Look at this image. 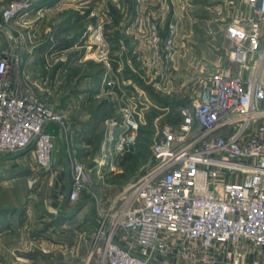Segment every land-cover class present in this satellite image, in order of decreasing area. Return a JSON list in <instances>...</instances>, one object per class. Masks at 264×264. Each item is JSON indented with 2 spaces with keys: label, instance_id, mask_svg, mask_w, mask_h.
Returning a JSON list of instances; mask_svg holds the SVG:
<instances>
[{
  "label": "built area",
  "instance_id": "obj_1",
  "mask_svg": "<svg viewBox=\"0 0 264 264\" xmlns=\"http://www.w3.org/2000/svg\"><path fill=\"white\" fill-rule=\"evenodd\" d=\"M241 1L248 13L225 27V62L211 69L195 99L176 106V124L158 122L170 106L161 108L142 89L104 74V93L118 116L111 119L109 172L120 171L116 163L134 147L145 111L163 113L153 120L144 173L111 199H94L85 264H264V0ZM19 8L5 9L4 21ZM176 35L175 25L166 37L157 22L150 27L148 69L156 87L166 79L163 60ZM20 64L6 42L0 156L31 149L36 167L49 170L54 142L44 128L63 126V116L25 88ZM69 174L67 201L74 204L92 184L91 169L73 161Z\"/></svg>",
  "mask_w": 264,
  "mask_h": 264
},
{
  "label": "rangeland",
  "instance_id": "obj_2",
  "mask_svg": "<svg viewBox=\"0 0 264 264\" xmlns=\"http://www.w3.org/2000/svg\"><path fill=\"white\" fill-rule=\"evenodd\" d=\"M141 2L154 4V10L157 9V0ZM161 2L169 12L178 4L182 18L196 25L198 38L206 40L211 51L207 52L210 60H192L194 58L190 59L188 56L181 60H170L174 52L172 47L171 54L163 60L166 79H159L156 87V81L152 79V73L148 69L147 38L150 27L157 22L162 35L170 25H175L178 29V23L170 22L167 25L161 19L150 18L144 33L136 30L130 35L129 12L138 14L140 8L135 0H0V40L4 44L12 42L21 63L20 75L25 88L63 116V126L50 123L47 131L55 129V126L61 131L64 167L70 169L71 162L77 161L91 169L92 184L85 193L93 197V203L94 199L105 202L119 194L141 176L149 164L148 158L135 168L127 180L128 184L124 183L127 173L121 160L118 166L122 167L123 172L109 174L110 180L114 178L116 186H104L102 179L97 177L96 158L102 153L107 155L111 149V130L114 126L110 119L118 117L113 107L114 100L110 96L106 95L108 98L105 100L102 96L95 95L102 86L104 74L111 77L116 75L119 86L128 82V89L131 86L142 89L151 101L152 95L156 102L169 103L168 111H164L158 121L168 123L166 117L169 114L175 116L176 106L189 104L195 99L213 68L225 62L226 25L248 13L241 0ZM13 3L20 8L14 17L4 21L3 11ZM164 19L167 20V17ZM98 26L100 30L93 32ZM96 34L99 35V40L95 39ZM8 36L12 39L9 40ZM140 43L146 50L139 53V60H128L131 48H138ZM204 51L203 48L196 50V55L201 56ZM191 55L194 56L193 51ZM148 111L149 109L145 112ZM152 126L151 138L155 130L154 122ZM51 136L54 151L58 154L61 146L57 136ZM52 167L53 160L49 170L37 168L31 149L0 156V212L2 208L23 207L22 216L34 219L38 223V230L46 231L57 226L60 217L57 216L56 209L51 208L54 200L52 188L55 185L51 175ZM59 199L64 200L61 194ZM77 208L66 203L63 210L71 215ZM93 210L95 213L94 206ZM79 224L82 223H78L77 227L81 226ZM87 227L84 234L89 236L92 226ZM36 244L38 254H51V251H41L40 244L43 247L45 245L40 241Z\"/></svg>",
  "mask_w": 264,
  "mask_h": 264
},
{
  "label": "crops",
  "instance_id": "obj_3",
  "mask_svg": "<svg viewBox=\"0 0 264 264\" xmlns=\"http://www.w3.org/2000/svg\"><path fill=\"white\" fill-rule=\"evenodd\" d=\"M131 1L133 2V0ZM135 2L140 8L138 14L132 11L129 12L128 33L130 35H133L136 30H140L141 33H144L150 18L161 19L165 21L167 25L170 22H176L180 27L177 29V35L173 46L174 52L170 60H181L186 58V56L190 59L194 58L192 60H210L207 52L209 50L211 51V47H209L206 40L198 38L196 25L190 22L188 23L182 18L183 14L177 3L175 8L173 7L172 11L169 12L161 0H157V3H155L156 6L158 4L156 10L153 8L154 4H144L141 0H135ZM166 17L167 20L164 19ZM167 34L168 27L162 33V37H166ZM129 37L132 38V36ZM136 38H138L137 35ZM140 44L138 48H131L132 51L128 60H139V53L142 54L143 51L146 50L142 43ZM4 46V42L0 40V53L4 49ZM201 48L205 50L204 54L197 56L196 50H200ZM138 49H140V52H138ZM192 51L194 52V56L191 55ZM95 95L102 96L105 100L108 98L104 93L103 86L95 92ZM49 124L45 126L44 131L50 135L55 134L59 146H61V131L56 129L57 126H55V129L47 131ZM103 148L104 145L102 146V149ZM111 154L110 152L109 155L106 156L105 153H102L100 154L101 156L96 158L97 163L100 165H96L95 173L99 179H102L101 183L104 186H116L114 178L110 180L109 177V174L114 175L115 173L108 171V163L110 162ZM52 160L54 167H52L51 175L55 180V185L52 188L54 200L51 208L56 209V214L58 213L63 216L59 218V223L57 226L55 225L56 227H50L45 231L44 229L38 230V223H36L34 219H31V217L22 216L23 207L20 209L2 208V212H0V264H85L90 242L89 236L84 234V231L87 230L88 225H90V227L92 226L91 219L95 214L93 210V197L84 193L79 200L73 204L78 207L77 210L71 215H68L63 210V207L64 204H69L67 201V194L70 190V178L69 168L64 167V148L62 146L59 148L58 154L53 151ZM120 160L118 162H120ZM118 162L116 163L117 166ZM118 168L120 169L118 173L123 172L120 165ZM127 180L124 181L125 184H128ZM59 194L63 196L64 200L59 199ZM87 218L90 220H87ZM82 220L84 222H81ZM78 223H82L79 224L81 226L77 227ZM38 241L50 248L51 254L49 256H41L38 254L36 250V243ZM91 264L94 263L92 262Z\"/></svg>",
  "mask_w": 264,
  "mask_h": 264
},
{
  "label": "trees",
  "instance_id": "obj_4",
  "mask_svg": "<svg viewBox=\"0 0 264 264\" xmlns=\"http://www.w3.org/2000/svg\"><path fill=\"white\" fill-rule=\"evenodd\" d=\"M150 97L153 99V102H155L157 106H159L160 104L161 106L159 107L161 108L167 106L169 107V103H166L165 101L156 102L152 95ZM159 114H161V112L154 108H150L149 111L146 112L145 114L146 124L139 128L137 134V140L134 147L129 152H126L122 157L121 165L122 167H124V171L127 173L126 176H124L125 181L130 178L131 173L135 168H137L142 162L150 158V146L152 144L151 137L153 133L152 122L154 118ZM166 120L169 124H176L179 121V117L176 114L175 116L169 114V116L166 117ZM126 164H128V166ZM57 216L62 217L63 215L58 214Z\"/></svg>",
  "mask_w": 264,
  "mask_h": 264
}]
</instances>
